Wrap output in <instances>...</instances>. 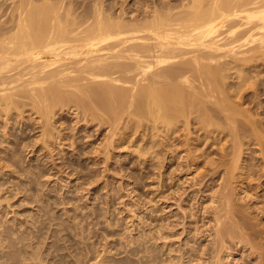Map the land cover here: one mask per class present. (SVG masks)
I'll use <instances>...</instances> for the list:
<instances>
[{
  "label": "bare ground",
  "instance_id": "6f19581e",
  "mask_svg": "<svg viewBox=\"0 0 264 264\" xmlns=\"http://www.w3.org/2000/svg\"><path fill=\"white\" fill-rule=\"evenodd\" d=\"M38 1L9 0L10 4L3 8V0H0V116L15 118V112L23 115L25 106L28 107L26 109L34 108L30 109L43 118V128L40 126V130L44 136L47 133H60L53 131L56 130L57 123L52 126L56 120V108L72 107L77 110V114H74L79 123L80 118L85 122H89V119L92 123L97 120L99 124L109 125L108 133L106 132L108 135H105L112 137L107 141L105 139L107 143L114 139L113 134L117 128H121L119 123L123 120L125 125L123 124L122 130L135 127L136 131L140 126L142 131L146 130V134L150 133L148 137L154 136L157 139L158 135L163 136L160 137L161 141H166L160 143L162 145L157 146L156 139L152 137L149 146V139H146L145 145L153 149L168 146L173 154L179 146L176 149L175 143L170 141L169 144L168 140L179 131L182 132L178 133L180 135L184 133L183 139L186 140L184 143L179 141L183 146L189 143L191 135L198 140L211 139V144L220 138L233 139L230 147L232 151L225 150L227 146H222L225 143L221 144L224 148L221 149L222 152L220 149V153L215 151L220 156L223 155L220 164H216L220 162V157L208 158L212 162H206L212 166L211 169L214 163L219 169L223 165L226 167V171L221 172L224 173L223 182L220 183L222 191L218 193V190L219 195L215 194L220 196L216 199H220L217 206H221L215 207L216 203L212 199L213 206L217 209L214 211V221L212 220L214 224L210 221L216 231L213 232L217 235H214L215 240L210 241L222 239V242L225 239L222 238L223 233L230 232L229 229L233 233L235 227L232 226L241 221L238 213L243 208H238L237 205L236 210L230 202L233 199L231 183L236 178L234 170L239 168V161L248 160L254 155L253 148L249 151V142L248 147L246 142L253 140L259 146L264 145V0H140L142 4L130 1V8L127 5L120 7L121 10L118 11H122L121 13L111 10L110 4L105 5L108 1L104 3L103 0H88V3L83 0L86 5L83 8L79 6L80 9L77 5L74 6L78 0L73 5L57 0ZM124 1L126 0H120V3ZM137 1L135 2L138 3ZM130 4L145 7L134 8L138 11L133 14ZM114 7L117 8L116 3ZM8 12L9 15L5 17ZM17 115L16 119L19 117ZM25 116L26 119L27 115ZM57 121L61 123L63 120ZM97 126V130L102 127ZM5 127L6 125L1 130L6 132ZM246 137L250 139L245 141ZM199 143H195V147H199ZM103 147L104 145H100L99 149ZM173 147L176 149L174 152L171 151ZM105 148L109 149L107 146ZM203 148L201 147L202 150ZM161 151L159 150L161 155L168 152L162 154ZM229 151L231 158L228 156ZM197 156L199 155L195 158ZM160 157L165 158L164 155H159ZM162 158L160 159L164 160ZM249 168L252 169L248 163L241 167L240 174H244V179L259 177L260 180L263 174L249 176L252 174L249 173ZM205 208L207 210L210 206ZM205 208L203 211L206 212ZM232 215H236V221L231 220L235 217ZM224 218L231 221L227 220V223ZM241 223L238 224L240 226L237 225V229L245 226ZM227 224L231 228L226 227ZM184 229L186 228L183 227ZM213 241V248L218 243L221 245V242ZM241 241L245 240L241 239L239 242L242 243ZM208 244L210 245L209 241ZM208 244L205 245L212 250L210 253L215 252L210 258L213 260L218 254ZM204 252L203 254L206 253ZM205 255L201 254L202 257ZM201 256L199 257L202 259ZM200 258L197 260L207 261ZM190 260L193 263V259ZM219 261L212 263L209 260L207 262L210 263H206L215 264L214 262Z\"/></svg>",
  "mask_w": 264,
  "mask_h": 264
},
{
  "label": "rangeland",
  "instance_id": "374dc122",
  "mask_svg": "<svg viewBox=\"0 0 264 264\" xmlns=\"http://www.w3.org/2000/svg\"><path fill=\"white\" fill-rule=\"evenodd\" d=\"M5 1L0 2L3 8L10 4L9 0ZM40 1L43 0L38 2ZM57 1L72 5L76 2L75 0ZM79 1L74 6L83 8L85 3L91 0H84V4L83 0L80 1L81 3ZM105 1H108L105 5L110 4V9L117 11L116 13L122 12L118 11L121 10L120 7L127 5V8H130V1L137 5L144 2V0L142 3L140 0V2L126 0L127 2L124 1L125 3L122 2V4L120 0H103L104 3ZM113 1L116 2L113 3ZM115 3L117 8L114 7ZM134 4H130L133 6V8L131 6V10H134L133 14L138 11L137 9L145 7ZM2 7L1 10H3ZM8 15L9 12L4 16ZM254 85L257 84L254 83ZM26 108L22 111V116H20L21 113L15 112L19 116L17 119L15 113V118L7 119V116H0V122H3L0 123V136L2 134L0 139L5 141V144L4 141H0V145L4 146H0V264H207L219 260L218 263H214L264 264V151L262 150L264 145L259 146L260 144L246 137L245 141L248 140L246 146L249 142L248 150L253 148L252 151L255 153H252L255 156L251 155L248 160L239 161V168L234 170L236 178L232 179L233 199L231 198L230 202L236 210L237 205L238 208H243L238 214L241 218L239 223L242 222L241 224L245 226H241L237 231L240 225L234 224L232 228L236 229L233 228V233L231 229H229L230 232H224L227 235L223 233L222 238L225 239L222 242V239L213 241L216 238L214 237L216 231L212 227L214 225L210 224L214 221L215 209L221 206H217L220 199L216 197L219 195L218 190V193L222 191L221 182H223L224 173L221 172H225L226 167L223 165L219 169L214 163L218 169L213 166L212 169L217 170H212V166L209 165L212 161L209 162L211 159L208 161V158H221L223 155L220 156L216 152L220 153L219 149L225 146H227L225 150H229L233 139L220 138L219 141L216 139V142L214 140L211 144V139L203 141L191 135L189 143L183 146L179 141L182 140L184 143L186 140L183 139L184 133L182 136L178 134L182 133L179 131L176 133L177 136L176 134L173 136L176 139L171 137L168 140L169 144L172 141L175 143V148L179 146V149L176 148L177 151L174 147L171 148V151H176L173 154L167 148L168 146H162V149L148 147L152 138L155 137H148L150 133L146 134V130L142 131L140 126L136 131L134 126V128L122 130L121 128L125 125V121L122 120L119 123L121 130L117 128V133L115 131L113 134L114 139L108 140L109 142L113 140L110 145L106 142L111 136H107L109 125L99 124L97 120L96 122L93 120L92 123L88 119L89 122H85L78 117L81 121L79 123L76 116L77 110L72 107L56 108L58 116L55 115L56 120L52 126L57 123L56 128L53 127L56 130L53 131L60 133H51L52 135L47 133L48 135L42 136L40 128L43 126L41 123L43 118L35 110L32 111L34 108L30 107L32 110ZM25 115H27L26 119ZM1 119L5 120L1 121ZM58 119L63 121L60 123ZM94 122L97 124L95 125ZM4 125L7 128L6 132L1 130ZM97 125L102 127L97 130ZM22 137H24L23 140ZM160 137L163 136L158 135L156 140L153 139L157 141V146L166 141L165 139L162 142ZM13 138H17V143ZM146 139H149L148 146L145 145ZM176 140L178 142H175ZM201 141L203 142L199 143ZM195 143H199L200 146L195 147ZM221 144H224L223 147ZM100 145L104 147L99 149ZM106 146L109 149H106ZM201 147L205 150L203 151ZM142 148L147 150L144 151ZM157 148L162 150V154L168 151L163 154L165 158L160 157L165 161L159 158V155H163L156 150ZM231 151H229V157L232 155ZM196 155L199 156L195 158ZM224 158L229 160L225 156ZM221 160L223 161L221 158L216 164H220ZM207 161L209 163H206ZM244 163L252 167L248 170L252 173L249 176L262 173L263 177L260 176V180L259 177L244 179V174H240ZM231 185L227 187L230 188ZM212 199L218 200L215 202L213 200L217 208L213 206ZM204 206L207 208L210 206V210H206ZM204 208L206 212L203 211ZM230 217L229 219L233 217L231 220L236 221L234 219L236 215ZM224 219L227 223L231 221L228 218ZM183 227L186 229L183 230ZM196 230L201 232L197 233ZM240 238L245 241L240 243ZM210 239H213L211 240L213 242H221V245L215 243L218 247L214 245L213 248L214 243ZM206 243L217 252L218 257H213L215 259L211 260L215 252L210 253L212 250L205 245ZM204 246L209 251L203 249ZM202 251H205L206 255ZM197 254L205 256H201V259ZM191 255L193 256L190 257ZM188 258L193 259V263ZM198 258L210 260V262L198 261Z\"/></svg>",
  "mask_w": 264,
  "mask_h": 264
}]
</instances>
